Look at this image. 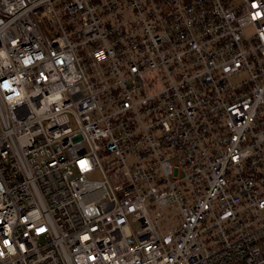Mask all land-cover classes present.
<instances>
[{
	"label": "built area",
	"instance_id": "built-area-1",
	"mask_svg": "<svg viewBox=\"0 0 264 264\" xmlns=\"http://www.w3.org/2000/svg\"><path fill=\"white\" fill-rule=\"evenodd\" d=\"M0 264H264V0H0Z\"/></svg>",
	"mask_w": 264,
	"mask_h": 264
},
{
	"label": "rangeland",
	"instance_id": "rangeland-1",
	"mask_svg": "<svg viewBox=\"0 0 264 264\" xmlns=\"http://www.w3.org/2000/svg\"><path fill=\"white\" fill-rule=\"evenodd\" d=\"M237 81H238V79H236V82H237ZM94 178H99V176H98V175H95Z\"/></svg>",
	"mask_w": 264,
	"mask_h": 264
}]
</instances>
